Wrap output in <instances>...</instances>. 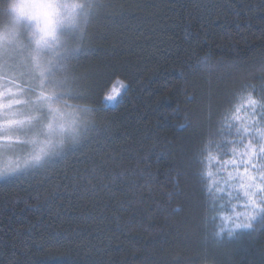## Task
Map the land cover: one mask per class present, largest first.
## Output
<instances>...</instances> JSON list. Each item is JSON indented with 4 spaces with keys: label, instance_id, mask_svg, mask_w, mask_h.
<instances>
[{
    "label": "trees",
    "instance_id": "1",
    "mask_svg": "<svg viewBox=\"0 0 264 264\" xmlns=\"http://www.w3.org/2000/svg\"><path fill=\"white\" fill-rule=\"evenodd\" d=\"M207 2L143 0L144 11L102 18L93 28L98 38L92 43L100 50L79 68L93 74L88 102L101 107L117 82L128 87L97 114L101 128L92 145L58 168L54 179L0 187V264H175V256L196 250L197 204L204 197L184 174L181 149L198 137L179 126L185 116L195 125L209 109L217 113L221 93L240 79L198 61L208 56L212 65L259 66L264 59L261 0H214L219 7L211 16ZM147 173L151 190L144 187ZM77 174L94 178L74 184ZM177 205L184 211L172 212ZM223 259L264 264V235L233 245Z\"/></svg>",
    "mask_w": 264,
    "mask_h": 264
},
{
    "label": "snow or ice",
    "instance_id": "2",
    "mask_svg": "<svg viewBox=\"0 0 264 264\" xmlns=\"http://www.w3.org/2000/svg\"><path fill=\"white\" fill-rule=\"evenodd\" d=\"M203 7L211 16L219 5L208 0ZM144 10L143 0H4L0 6V187L30 178L40 184L50 181L58 168L92 145L101 128L97 114L114 106L116 96L122 95L117 87H128L117 82L112 88L116 95L105 96L101 107L88 102L93 74L79 68L100 50L92 43L98 38L93 28L102 18L112 21ZM198 65L229 80L239 73L240 79L236 87L221 93L224 101L217 113L209 109L195 125L185 116L179 126L194 129L198 137H190L181 152L186 157L184 174L195 179L204 198L197 204L196 250L175 256L174 262L224 264L233 245L264 235V59L259 66L237 61L212 65L204 56ZM149 155L150 151L141 159ZM92 178L77 174L71 180L90 183ZM151 182L147 173L144 187L151 190ZM168 195L171 200L173 193ZM171 211L184 209L177 205ZM218 219L228 226L218 224Z\"/></svg>",
    "mask_w": 264,
    "mask_h": 264
},
{
    "label": "rangeland",
    "instance_id": "3",
    "mask_svg": "<svg viewBox=\"0 0 264 264\" xmlns=\"http://www.w3.org/2000/svg\"><path fill=\"white\" fill-rule=\"evenodd\" d=\"M117 91H121V89H119V88L117 87ZM110 95H116V93L111 92ZM110 95H109V96H110ZM117 97H118V96H116V99H117Z\"/></svg>",
    "mask_w": 264,
    "mask_h": 264
}]
</instances>
